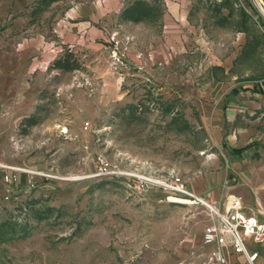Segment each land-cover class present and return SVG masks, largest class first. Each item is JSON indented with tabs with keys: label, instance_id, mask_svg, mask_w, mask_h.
Returning a JSON list of instances; mask_svg holds the SVG:
<instances>
[{
	"label": "rangeland",
	"instance_id": "1",
	"mask_svg": "<svg viewBox=\"0 0 264 264\" xmlns=\"http://www.w3.org/2000/svg\"><path fill=\"white\" fill-rule=\"evenodd\" d=\"M133 1L35 5L28 22L56 47L53 59L69 48L81 67L0 82L33 96L1 152L26 172L0 203V264H207L205 206L136 178L96 177L95 156L152 178L174 171L187 185L219 169L197 105L214 78L222 91L264 78V16L255 0H186L169 23L134 22L122 16ZM88 15L91 32L75 47L52 31Z\"/></svg>",
	"mask_w": 264,
	"mask_h": 264
},
{
	"label": "crops",
	"instance_id": "2",
	"mask_svg": "<svg viewBox=\"0 0 264 264\" xmlns=\"http://www.w3.org/2000/svg\"><path fill=\"white\" fill-rule=\"evenodd\" d=\"M154 1L135 0L122 10V16L134 22L169 23L170 13L177 12L178 4L185 7L186 2L162 0L158 4ZM43 2L52 5L56 0H0V82H14V77H17L16 82L33 79L47 69L56 56V47H51L45 33L28 22L40 12L35 5ZM185 15L186 11L181 9L180 19H185ZM91 19L93 17L89 16L79 23L60 21L52 31L58 32L61 42L75 47L84 40ZM81 28H84L83 33ZM100 33L102 35L103 30ZM212 83L213 90L206 92L204 98L209 101L197 105V111L211 147L218 149L219 169L198 176L192 184L188 183L189 188L212 202H220L230 195L239 196L246 214L264 220V78L253 80L254 86L236 85L225 91L221 90L222 82L217 78L212 79ZM233 88L236 91H231ZM16 93L0 89V163L10 162L1 152L9 144L15 123L29 118L33 110L29 86L22 90L20 97ZM14 99L19 101L15 103ZM4 173L5 169L0 168V203L5 195ZM18 189L17 186L16 191ZM249 243L259 253L254 264H264V242ZM205 248L207 252L209 247ZM227 259L228 264H248L240 254L229 252Z\"/></svg>",
	"mask_w": 264,
	"mask_h": 264
},
{
	"label": "built area",
	"instance_id": "3",
	"mask_svg": "<svg viewBox=\"0 0 264 264\" xmlns=\"http://www.w3.org/2000/svg\"><path fill=\"white\" fill-rule=\"evenodd\" d=\"M255 1L258 10L264 16V3ZM0 167L5 169L2 176L5 191L3 198L7 200L19 180V173L26 170L3 163H0ZM93 175L100 178L121 176L136 178L141 182V186L149 182L169 193L168 196L174 201L185 200L205 206L209 211V220L202 232V244L209 247L205 254L207 264H228L229 252L242 255L248 264H254L259 255L256 249L250 247L249 242L254 244L264 242V220L246 214L239 196L230 195L220 202H212L193 192L185 180L174 171L169 172L168 177L163 179L148 177L139 172L121 170L100 152L95 156Z\"/></svg>",
	"mask_w": 264,
	"mask_h": 264
},
{
	"label": "trees",
	"instance_id": "4",
	"mask_svg": "<svg viewBox=\"0 0 264 264\" xmlns=\"http://www.w3.org/2000/svg\"><path fill=\"white\" fill-rule=\"evenodd\" d=\"M49 67L51 69H58L60 71H72V70H77L80 69L81 63L78 60L77 56L71 49H66L61 55L56 57L55 59L52 60L50 63ZM231 91H236L234 88ZM131 111L130 113L127 114L126 117H135L137 115V108L136 106H130ZM125 109L121 111V114H125ZM234 151H238L235 149Z\"/></svg>",
	"mask_w": 264,
	"mask_h": 264
}]
</instances>
